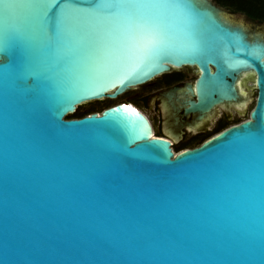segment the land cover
<instances>
[{
	"label": "water",
	"instance_id": "95a60500",
	"mask_svg": "<svg viewBox=\"0 0 264 264\" xmlns=\"http://www.w3.org/2000/svg\"><path fill=\"white\" fill-rule=\"evenodd\" d=\"M36 2L0 0V264H264V26L162 0L142 58L104 26L50 39L55 10L42 21ZM184 67L186 115L244 108L250 76L249 119L175 155L130 106L68 119Z\"/></svg>",
	"mask_w": 264,
	"mask_h": 264
},
{
	"label": "flooded vegetation",
	"instance_id": "af4514ba",
	"mask_svg": "<svg viewBox=\"0 0 264 264\" xmlns=\"http://www.w3.org/2000/svg\"><path fill=\"white\" fill-rule=\"evenodd\" d=\"M243 25L249 29L251 34L254 32L263 33L264 23H243ZM260 39L264 40V36ZM196 78L197 74L194 68L172 69L114 100L104 99L94 102H109L104 110L118 104L138 110L147 118L152 129V137L168 141L175 155L199 148L224 130L248 120L249 115L243 120H240L239 116L245 115L254 98L253 92H255L256 99L254 77L246 76L240 80L247 93V97L240 100V102L245 101L244 108L241 109L236 105H217L204 115L196 113L186 115L184 102L191 99L189 95L185 94L186 87L188 84H193ZM170 91L172 92L168 97L167 94ZM77 110L75 114L79 115ZM91 113L99 112L90 110L86 114Z\"/></svg>",
	"mask_w": 264,
	"mask_h": 264
},
{
	"label": "snow or ice",
	"instance_id": "6c2138e0",
	"mask_svg": "<svg viewBox=\"0 0 264 264\" xmlns=\"http://www.w3.org/2000/svg\"><path fill=\"white\" fill-rule=\"evenodd\" d=\"M31 7L38 10L42 21H46L55 10L51 17L55 28L50 39L60 35L74 36L87 24L104 26L126 37L125 44L130 54L147 58L157 47L159 33L156 22L170 5L162 0H108L93 2L89 8H83L73 0H37Z\"/></svg>",
	"mask_w": 264,
	"mask_h": 264
},
{
	"label": "trees",
	"instance_id": "16d2710c",
	"mask_svg": "<svg viewBox=\"0 0 264 264\" xmlns=\"http://www.w3.org/2000/svg\"><path fill=\"white\" fill-rule=\"evenodd\" d=\"M232 13L242 14L252 23H264V0H212ZM88 114H74L68 119H78Z\"/></svg>",
	"mask_w": 264,
	"mask_h": 264
},
{
	"label": "rangeland",
	"instance_id": "374dc122",
	"mask_svg": "<svg viewBox=\"0 0 264 264\" xmlns=\"http://www.w3.org/2000/svg\"><path fill=\"white\" fill-rule=\"evenodd\" d=\"M223 9H225V8H223ZM253 93H254V98L252 99L250 105L248 106L245 115L244 116H239V119L240 120H243V119H245V118L248 117V115H249V113H250V111H251V109H252V107L254 105L255 92H253ZM108 104H109V102H100V103H98V102H92V103H87V104H84V105L80 106L77 111L81 115L88 113L90 110H94L96 112L101 113Z\"/></svg>",
	"mask_w": 264,
	"mask_h": 264
}]
</instances>
